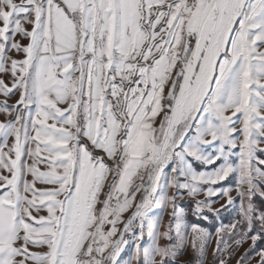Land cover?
Listing matches in <instances>:
<instances>
[{
	"label": "snow or ice",
	"instance_id": "obj_1",
	"mask_svg": "<svg viewBox=\"0 0 264 264\" xmlns=\"http://www.w3.org/2000/svg\"><path fill=\"white\" fill-rule=\"evenodd\" d=\"M0 24V73L13 78L11 88L0 79V93L19 92L14 108L0 106L16 113L0 121V264H118L129 242L136 264H172L189 241L203 252L212 238L185 222L181 190L208 198L192 206L208 220L212 197L233 202L232 188L214 187L230 175L240 219L216 230L217 251L225 236L264 238V210L252 202L254 181L264 182V0H0ZM9 47L25 58L10 59ZM169 207L175 237L151 216ZM161 235L176 243L161 247Z\"/></svg>",
	"mask_w": 264,
	"mask_h": 264
},
{
	"label": "rangeland",
	"instance_id": "obj_2",
	"mask_svg": "<svg viewBox=\"0 0 264 264\" xmlns=\"http://www.w3.org/2000/svg\"><path fill=\"white\" fill-rule=\"evenodd\" d=\"M17 3L20 2V0H16ZM2 26V24H0ZM29 30H31L30 26H27ZM16 41L19 42L22 46L27 45L28 40L24 39L21 35L17 34L15 37ZM11 44V41H9V45ZM261 51H264V49H261ZM6 55L10 59L15 60H22L24 59V53L19 52L17 53L15 49H11L10 47L6 51ZM10 67V62H9ZM77 75H79L77 73ZM0 79L4 81V83L11 88L13 83V78L10 73H0ZM168 88H165V92L167 93ZM19 100V92H16L15 94H12L10 96H4L2 93H0V106H3L5 103L9 108H14V106L17 104V101ZM166 103V101H165ZM61 108L66 107L65 105H60ZM33 112L35 111V105H29L28 108L23 109L22 115L27 112ZM15 111L12 112V115L9 117L5 114L0 113V121L6 122L9 119L15 118ZM162 115L157 118V126L159 125L160 119H162ZM228 115H231V113H228ZM242 139V137H241ZM87 143V141H84ZM12 141L9 140V144H11ZM34 147V145H33ZM260 148L264 149V143L260 145ZM7 151V149H5ZM94 154H100L102 153H94ZM257 157L264 159V152H257ZM27 164L31 165L33 163L32 159H29L27 156L23 158ZM106 162L114 167V163L112 160H107L105 157ZM233 161H236L237 157L236 155H233L232 157ZM219 162H217L218 164ZM198 170H211L212 168H215L216 165L212 166H205V165H194ZM37 167L41 171H47V166L43 163L37 164ZM261 167V170H264V165H259ZM4 175H9L7 172L3 173ZM115 173H112L108 181L105 185L104 192L106 193L108 191L107 184H110L112 182V179L114 177ZM26 179L31 182L33 180V177L31 174H28L26 176ZM236 178L234 175H230L226 180L220 182L219 184L215 185L216 188H232L233 191L230 193L233 202L231 204H228V198L224 197L221 198L220 196H214L211 199L214 201H217L216 203L212 204L213 212L207 211L205 209L204 215L208 216V220H197L196 217L193 215V205L196 201H205L208 198L205 195H199L195 198L189 197L187 195L186 190H181L182 198L178 199L176 201V204L179 206V209L183 210V218L186 223H198L202 228H204L206 231L212 234V238L210 242H208L205 246V250L203 252H197L194 250L191 246V242L189 241L186 247H182L178 249V255L177 258L172 264H219V261L221 258H223L226 261V264H261V256L259 255L260 252H264V238H261L256 241L255 246H253V242L251 239H247L245 242H243L241 245H237L235 243V240L225 236L224 241L221 242L222 246L223 243H227L229 247L227 248V251H217V241L218 237L215 235L216 230L221 226H227L237 220L240 219L239 216V207H240V197L237 194L236 188ZM254 183L258 185V191H256L255 195L252 197L253 204L261 210H264V197L260 195V192L264 191V182H261L260 180H255ZM139 184V183H137ZM36 189L38 190H49L53 189L54 185H48V184H42L37 182L36 183ZM206 187V186H205ZM247 191L248 189L245 187L244 189ZM160 189H158L157 195H159ZM169 195H175L176 189H169ZM29 198L31 199V193L27 194ZM141 194H138L136 197V201L134 203V206L131 210V212H126L122 219L127 218V220L131 217L132 212L135 210V205L140 202ZM104 195L102 194L100 196L101 200H104ZM247 203V201H245ZM37 205L42 208L41 205H39V201H37ZM100 205H98V208ZM218 211L219 215H215L214 212ZM48 213L46 210L36 211L33 210V216L39 218L40 216H47ZM151 216L153 217L154 221H159V232L162 234L164 232H169V235L175 237V227L173 225V208L169 207L166 209H154L151 213ZM129 217V218H128ZM126 220V221H127ZM34 223V221H32ZM124 224H118V233L117 236L113 239H118L120 232L123 230ZM170 225L171 230H170ZM110 226V225H109ZM108 225L105 226V231H108L110 229ZM255 232V228L253 229V232H250L248 235L251 236ZM232 236L235 238H239L235 232L232 233ZM176 243V240H167L162 235L159 239V245L161 247H165L169 244ZM151 244L150 238L145 235L144 239L141 241V247H146ZM29 251L30 252H45L47 251L46 246L43 248L33 247L29 245ZM107 255V253H105ZM134 255V248L133 244L129 242L124 250L121 253L120 258L118 259V264H129V261L132 260V257ZM243 258V260H242ZM31 264V262H29ZM132 264H136L135 260H132ZM157 264H160V258L157 257Z\"/></svg>",
	"mask_w": 264,
	"mask_h": 264
},
{
	"label": "built area",
	"instance_id": "obj_3",
	"mask_svg": "<svg viewBox=\"0 0 264 264\" xmlns=\"http://www.w3.org/2000/svg\"><path fill=\"white\" fill-rule=\"evenodd\" d=\"M109 226V225H108ZM109 227H111V226H109ZM123 227H124V225H123ZM137 231V229L135 228V227H133V232H136ZM122 232V231H121ZM126 239H128L129 241H131L132 240V233H129L127 236H126Z\"/></svg>",
	"mask_w": 264,
	"mask_h": 264
},
{
	"label": "crops",
	"instance_id": "obj_4",
	"mask_svg": "<svg viewBox=\"0 0 264 264\" xmlns=\"http://www.w3.org/2000/svg\"><path fill=\"white\" fill-rule=\"evenodd\" d=\"M136 183H140V181H139V180H137V181H136ZM134 203H135V202H134ZM131 210H132V209H130V210H129V212H131ZM127 215H129V213H128ZM127 215H124V214H123V216H127ZM128 218H129V217H128ZM123 220H124V221H126V220H127V218H124Z\"/></svg>",
	"mask_w": 264,
	"mask_h": 264
}]
</instances>
